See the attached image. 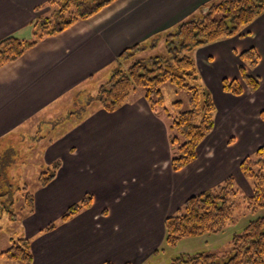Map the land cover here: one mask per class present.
<instances>
[{
    "label": "crops",
    "instance_id": "crops-1",
    "mask_svg": "<svg viewBox=\"0 0 264 264\" xmlns=\"http://www.w3.org/2000/svg\"><path fill=\"white\" fill-rule=\"evenodd\" d=\"M48 1L0 0V39H28L34 18L49 11ZM211 1L115 0L0 66V155L13 149L8 136L39 118L36 131L52 134L39 149L43 168L58 163L54 178L35 190L33 212L15 222V232L31 238V264H157L167 247L165 218L188 197L237 175L239 160L264 143V12L240 35L192 52L215 104L214 127L196 159L181 170L171 169L168 119L140 91L112 112L94 100L123 50L200 13ZM249 48L259 56L250 71L259 87L235 96L221 83L240 80L239 54ZM222 129L234 138L219 146ZM17 152L10 151L9 164L18 161ZM87 194L89 208L42 231Z\"/></svg>",
    "mask_w": 264,
    "mask_h": 264
},
{
    "label": "trees",
    "instance_id": "trees-1",
    "mask_svg": "<svg viewBox=\"0 0 264 264\" xmlns=\"http://www.w3.org/2000/svg\"><path fill=\"white\" fill-rule=\"evenodd\" d=\"M113 1L115 0H49L46 4L49 6L48 13L37 15L32 22V39L15 36L0 39V66L19 58L44 37L57 34L73 23L94 15ZM263 12L264 0L209 2L200 17L184 18L172 28L153 36L162 35L166 55L139 57L137 54L145 50L142 43L123 50L117 57V66L108 79L99 85L94 100L103 110L112 112L121 107L137 90L151 109L164 111L167 109L164 107L162 93L165 83L187 91L188 108L172 115L168 125L171 169H182L196 159L198 144L213 129L215 113L211 92L201 81L196 62L190 53L203 45L240 35V28L249 25ZM239 58L248 68L239 66L243 84L237 79L222 80L223 90L233 95L242 94L244 86L250 92L259 87V78L250 72L259 61L256 50L249 48L241 52ZM124 63H127L126 66L122 65ZM172 105L180 108L182 103L175 100ZM4 166L0 160V217L6 213L8 219L15 223L19 217L33 212L34 194L26 184L23 191V187L19 188L18 183H13L5 175ZM57 168L58 163H55L52 168L43 169L38 176V185H47L54 178ZM239 169L250 184L251 194L240 195L234 177L228 176L213 187L188 197L164 220L166 245L173 247L183 238L220 232L227 223L234 222L235 209L240 202L246 203L250 212L264 207V143L241 159ZM18 196L22 197V206L27 208V212L21 216L15 213ZM91 204L92 196L85 195L66 208L59 217V223L71 219ZM56 226L57 223H50L42 231H51ZM18 234V238H9L10 244L0 250V257L21 264H31V238L19 232ZM157 252L159 250L155 251ZM168 264H264V215L250 220L240 233L232 236L230 250L226 254L219 256L205 251L181 253L172 257Z\"/></svg>",
    "mask_w": 264,
    "mask_h": 264
},
{
    "label": "rangeland",
    "instance_id": "rangeland-1",
    "mask_svg": "<svg viewBox=\"0 0 264 264\" xmlns=\"http://www.w3.org/2000/svg\"><path fill=\"white\" fill-rule=\"evenodd\" d=\"M216 1H219V0H216ZM207 5H209V4H207ZM204 7H206V5ZM203 10H200L201 11L200 13H195L194 15H190L189 17H195V18L200 17L202 15ZM47 13L48 12H41L38 15L47 14ZM244 27L245 26L241 27L240 30H243ZM161 37H162V35H159L158 37H151L150 40H148L146 43H144L146 52L143 54V52L145 50L140 51L137 55H139V57H143V56H145V54H148V55H152V54L166 55L167 52H166V48H165V43L163 41V37L162 38ZM32 38H33V36L31 35L28 38V40L32 39ZM218 41H220V40H218ZM192 52L190 53L191 56H192ZM148 55H146V56H148ZM241 65H242V63H241ZM123 66H125V64ZM196 66H197V64H196ZM244 67L246 69H248L246 66H244ZM197 70H198V67H197ZM105 81H103V82H105ZM239 81H240V83L243 84L241 77H240ZM95 85H96V83H95ZM221 85H222V83H221ZM245 89L248 93H252L244 86L243 91H245ZM162 93L164 95V107L167 108L166 109L167 111L164 110L162 112H164V115L168 119V121L171 120L170 118L172 117V115L176 114L179 110H184V109L188 108L189 93L187 91L178 90L172 84L165 83L162 86ZM242 93H244V92H242ZM235 96H238V95H235ZM72 97H73V95H71L67 100L71 99ZM175 100L181 101L182 106L180 108L172 105V102H174ZM69 101L65 102L64 105L70 104ZM80 103L81 102L78 99L77 104L75 103V107H74L73 111L78 110V108L80 107ZM62 107H63V105L57 109L59 111H61ZM59 111H57V112L60 113ZM54 115L58 116L59 114H52V116H54ZM214 115H215V113H214ZM37 119H39V118H37ZM37 119L32 121V122H29V124L25 125L21 129L15 131L13 134H11L10 136L7 137V139H8L7 142H9L11 144V148L13 146L12 150H14L15 148L18 149L17 158H16V160H18V161H14L11 164H9L10 163L9 162L10 151H12L11 149H9L7 152H5V154H1L2 157L3 156L6 157V159L3 160V162L6 163L5 165L7 166L8 173L11 172L13 174L12 175L10 173V175L13 176L12 182L16 181L15 183H18L19 188H22L26 184L28 190L33 194L35 193V190L39 186L38 185V176H39L40 172L43 169H45V168H43V163L40 160L41 157H40L39 149H40V146H42L44 143H46L47 139H49L52 136V134H47V130H44V128H41V129L39 128V131H36V128L38 126L37 125V122H38ZM40 122H43V121H40ZM48 123H49V121L46 120L45 124H48ZM55 123L57 124V119L54 121V124ZM229 132H230L229 129H222L219 131V133H218V141H219L218 145L219 146H222L226 142V139L228 137L233 136V134H231V135H228V137L226 138L225 134L229 133ZM44 134L46 135V138H43ZM233 138H234V136H233ZM41 139H45V141H43V140L41 141ZM230 141H232V140H230ZM199 144H198V146H199ZM198 146L196 148V152L198 150ZM250 153H252V152H249L247 155H249ZM244 157H242L241 159H243ZM1 159L2 158L0 157V160ZM240 161L241 160H239V163H240ZM19 162H21V163H19ZM8 165H10V166H8ZM10 169H11V171H10ZM238 173H239V175H238ZM238 173H237V175H235L233 177H234L236 186L239 188L240 195L242 194L245 196H249L251 194L250 184L247 181V179L243 176V174L240 172V169H239ZM230 176H232V175H230ZM236 179H238V180H236ZM24 189L25 188L23 187L21 190L24 191ZM23 191H22V193H23ZM22 201L23 200H22L21 196L20 197L18 196L16 201H15V206H16L15 211L17 209V211L15 213L19 214V216H21L23 213L27 212L26 206H24V207L22 206ZM235 211H236L235 212L236 215H235L234 222L233 223L232 222L227 223L223 227V229L218 233H205V234H202L199 236L183 238V239H180L173 247H169L168 245H166V243L164 241V244L167 246L165 249L166 251L164 252V254L159 255L157 257L159 259V261H161L160 263L158 261L157 264H168L172 257L179 255L181 253H194V252L205 251L208 253L209 252L215 253L219 256L226 254L230 250L232 236L236 233H240L250 220L264 215V207L259 208L254 212H250L246 208V203H244V202H240L238 204L237 208L235 209ZM21 217H19V219ZM8 218L9 217H7L6 213H3L2 216L0 217V250L5 249L9 246V244H10L9 238L10 237H14V238L20 237L18 234L19 231L17 233L14 232L16 229V228H14V226H16V224L14 222H11ZM58 218H59V216L56 217V220L54 219V222L58 221ZM17 221H19V220H17ZM163 251H164L163 247H161L159 249V253L163 252ZM151 260L149 261V264H152ZM154 260H156V259H154ZM0 264H21V263L16 262V261H9L5 258L0 257Z\"/></svg>",
    "mask_w": 264,
    "mask_h": 264
}]
</instances>
